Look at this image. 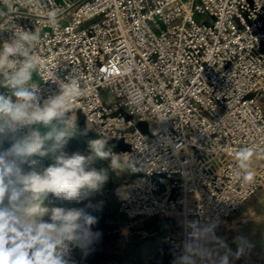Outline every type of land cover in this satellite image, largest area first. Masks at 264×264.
I'll return each instance as SVG.
<instances>
[{"label": "built area", "instance_id": "2783aa9c", "mask_svg": "<svg viewBox=\"0 0 264 264\" xmlns=\"http://www.w3.org/2000/svg\"><path fill=\"white\" fill-rule=\"evenodd\" d=\"M10 2L0 29L36 32L41 95L56 91L42 80L73 74L77 124L84 115L90 132L130 145L118 151L131 175L118 211L174 221L172 261L187 221L218 230L264 189V0ZM11 36L0 30V43Z\"/></svg>", "mask_w": 264, "mask_h": 264}, {"label": "clouds", "instance_id": "9594fccd", "mask_svg": "<svg viewBox=\"0 0 264 264\" xmlns=\"http://www.w3.org/2000/svg\"><path fill=\"white\" fill-rule=\"evenodd\" d=\"M0 5V18L7 19L12 4L0 0ZM3 29L12 36L0 43V264H70L73 247L87 249L99 238L92 232L97 218L85 208L58 207L54 201L80 202L99 192L107 173L92 165L111 154L105 151L106 138L89 141L87 155L65 151L77 134L70 103L77 78L54 73L42 81L54 83L56 91L42 96L33 79L36 32L13 25ZM249 156V149L238 153L240 168L248 167ZM121 159L112 157V166L119 167ZM216 227L187 221L183 252L173 264H230L232 250L215 234ZM235 242L239 256L246 241L237 237Z\"/></svg>", "mask_w": 264, "mask_h": 264}, {"label": "rangeland", "instance_id": "374dc122", "mask_svg": "<svg viewBox=\"0 0 264 264\" xmlns=\"http://www.w3.org/2000/svg\"><path fill=\"white\" fill-rule=\"evenodd\" d=\"M81 129L88 131V136H84L81 140L73 137L65 151L89 154V141L100 137L77 124V131ZM117 146L118 143L107 141L105 151L110 152L111 155L107 159L97 158L92 165L107 173V180L99 192L92 193L81 203L77 202L78 204L75 201L73 204L74 202L58 200V207L85 208L88 213L95 216L97 222L92 226V231H107L87 249L73 247L67 259L70 264H173L170 245L164 241V238L178 232V225L174 221L172 227L168 223L170 219L151 218L130 221L118 211L119 201L125 186L131 180V175L123 159L119 167L112 166V157H120ZM44 163L50 161L46 159ZM87 205L91 207H86ZM228 220H237V223L226 228L223 224L220 229L215 230V233H219V237L232 250L233 255L230 259L235 261V264H264V189L259 190L225 222ZM125 229H128V233H124ZM237 237H244L246 241L244 250L239 256L235 255ZM96 254L102 255L98 263L93 260Z\"/></svg>", "mask_w": 264, "mask_h": 264}, {"label": "water", "instance_id": "95a60500", "mask_svg": "<svg viewBox=\"0 0 264 264\" xmlns=\"http://www.w3.org/2000/svg\"><path fill=\"white\" fill-rule=\"evenodd\" d=\"M78 124L81 128L87 129L86 124H85V116L84 115H79L78 116ZM137 127L143 132L147 133L148 132V124L146 122H139L137 124ZM130 149V145L125 143L123 140H120L117 146L118 151H127ZM120 156V155H119ZM121 157V156H120ZM122 158V157H121ZM122 161V159H121Z\"/></svg>", "mask_w": 264, "mask_h": 264}, {"label": "trees", "instance_id": "16d2710c", "mask_svg": "<svg viewBox=\"0 0 264 264\" xmlns=\"http://www.w3.org/2000/svg\"><path fill=\"white\" fill-rule=\"evenodd\" d=\"M84 136H88V131H85V130H80V131H77V134H76V139L77 140H81V139H83V137ZM74 147V146H73ZM74 202V201H73ZM82 201H80V203H81ZM77 203V202H76ZM58 200H55L54 201V206H58ZM73 204H75V202L73 203ZM78 204V203H77ZM113 230H117V228H113ZM93 233H100V235H102L103 233H105V232H107V231H92ZM99 241V240H98ZM96 257L93 259L94 261H95V263H98V262H100L101 261V259H102V255L101 254H96L95 255Z\"/></svg>", "mask_w": 264, "mask_h": 264}, {"label": "crops", "instance_id": "0c3cea01", "mask_svg": "<svg viewBox=\"0 0 264 264\" xmlns=\"http://www.w3.org/2000/svg\"><path fill=\"white\" fill-rule=\"evenodd\" d=\"M0 91H1V88H0ZM237 220H228L227 222H225L224 224V228H226V227H228V226H233V225H235L237 222H236ZM168 223H170L171 224V227H172V223H173V221L172 220H170V222H168ZM218 237L220 236V234L219 233H215ZM230 264H235V261H232L231 259H230Z\"/></svg>", "mask_w": 264, "mask_h": 264}, {"label": "bare ground", "instance_id": "6f19581e", "mask_svg": "<svg viewBox=\"0 0 264 264\" xmlns=\"http://www.w3.org/2000/svg\"><path fill=\"white\" fill-rule=\"evenodd\" d=\"M122 170H123V169H122ZM128 178H130V177L128 176ZM127 187H128V185L125 186V188H124V193L122 194V197L126 194V189H127ZM125 232L128 233V229H127V230L125 229V230H124V233H125Z\"/></svg>", "mask_w": 264, "mask_h": 264}]
</instances>
